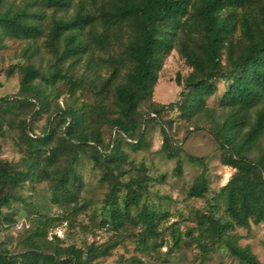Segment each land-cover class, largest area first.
I'll return each mask as SVG.
<instances>
[{"label":"trees","instance_id":"obj_1","mask_svg":"<svg viewBox=\"0 0 264 264\" xmlns=\"http://www.w3.org/2000/svg\"><path fill=\"white\" fill-rule=\"evenodd\" d=\"M77 1L74 15L54 16L50 23L47 43L56 56L52 70L43 73L35 63L20 65L19 93L15 98H0V134L13 124L15 116L26 113L18 119L25 165L18 167L0 158V221L6 218L3 208L19 200L16 188L33 180L51 182L54 203H75L82 208L79 187L83 177L74 164L79 153L90 147L94 163L102 166L109 182L103 201V207L109 209V219L103 222L112 225L117 233L129 223L141 226L139 245L148 248L168 213L147 201V177L138 175L122 180L127 174L123 144L129 139L139 149L147 123L171 110L180 111L188 120L205 116L212 108L208 99L219 92L218 83L223 81L226 87L220 106L227 114L210 131L223 150L224 162L236 172L207 200L204 210L196 211L198 234L194 239L203 254L221 246L242 264H264L251 245L239 243L236 232L237 228L252 224L264 226V152L260 151L264 136V0H103L97 13L89 11L82 0ZM75 2L26 0L21 6L6 7L0 0V50L5 38H39L44 34L42 19L46 11H67ZM96 19L106 24L107 29L101 34L104 40L112 36L108 29L114 26L123 31L125 26L131 29L126 42L124 33H120L123 52L117 61L126 60L124 77L111 81L117 74V65L110 79L92 85L90 90L97 98L94 104L62 107L57 101L47 126L38 134L32 127L33 121L49 111L52 98L59 99L56 83L67 77L61 62L68 57L80 59L87 53L89 44L83 30L86 25L93 27ZM176 47L193 71L184 80H178L182 90L177 101L154 103L152 95L161 63ZM111 93L114 109L106 103ZM144 102L150 104L148 118L140 117ZM94 116L100 121H94ZM60 119L63 129L58 132ZM104 121L117 136L103 154ZM162 130L164 151L170 158L179 156L166 127ZM66 148L72 152L67 156ZM187 156L191 162L202 166L206 163L205 157ZM65 157L71 158L66 165ZM176 168L181 171V164ZM208 191L204 168L189 196L205 198ZM54 220L55 217L38 214L29 246L17 254L0 248V264H96L98 259L110 255L116 245L53 244L49 232ZM173 234L171 251L183 242L179 230ZM53 238L59 240L57 235ZM163 264L172 263L165 260Z\"/></svg>","mask_w":264,"mask_h":264},{"label":"rangeland","instance_id":"obj_2","mask_svg":"<svg viewBox=\"0 0 264 264\" xmlns=\"http://www.w3.org/2000/svg\"><path fill=\"white\" fill-rule=\"evenodd\" d=\"M82 1L89 11L95 13L103 2V0ZM24 3L26 0H3V5L6 7H18ZM78 5L76 0L67 11L47 10L45 18L42 19L44 34L39 38L3 40L4 46L0 50V98L6 96L15 98L19 93L20 65L35 63L43 73L52 70L56 56L47 43L50 23L54 16L66 18L74 15ZM105 26L101 19H96L93 27L86 25L83 33L89 44L87 53L80 59L68 57L61 62L62 71L67 77L56 83L55 93L59 95V99L52 98L49 111L33 121L32 127L38 134L47 126L49 116L57 108V101L62 107L67 104L75 106L94 104L97 98L90 90L92 85H100L101 82L110 79L117 65V74L111 81H120L124 77L126 60L123 59V63L117 61L118 57H122L123 52L120 33L122 32V35L124 33L126 42L130 37L131 29L125 26L123 31L120 30V26H114L108 29L112 36L104 40L101 34L106 31ZM224 61L226 62L225 56ZM192 71L193 69L176 47L161 63L159 80L152 95L153 102L169 104L177 101L182 90L178 80H184ZM218 85L219 92L208 99L212 108L205 116L188 120L180 111L171 110L163 113L161 118L147 123L139 149H136L129 139L123 144V151L127 156L125 163L127 174L122 180L138 175L147 177V201L168 213L163 224L160 225L159 234L155 239L150 240L151 246L145 248L139 245L141 226L129 223L125 229L117 233L112 230V225L103 222L105 218L109 219V209L103 207L109 182L104 178L105 170L102 166L94 163L91 156L93 149L88 147L79 153V159L74 164L83 177L79 187V199L83 207H76L75 203L64 205L54 203L49 180L27 181L16 188L19 200H14L10 207L3 208V216L6 218L0 221V248L8 249L13 254L27 248L30 244L29 235L37 222V215L43 214L55 217L49 232V239L53 244L83 246L115 242L111 254L98 259L96 264H139L135 259L142 261V264H163L165 260H169L172 264H242L221 246L203 254L194 239L198 234L196 211L204 210L207 200L219 192L236 172L235 168L224 162L223 150L210 131V127L227 114V111L220 106L226 83L220 81ZM106 103L112 109L115 108L112 93ZM149 109L150 104L144 102L140 109V117L148 118ZM25 114L15 116L13 124L5 128L4 134H0V158L18 167H23L26 163L25 145L18 128V119ZM92 119L96 122L100 121L96 116ZM62 126L63 122L60 119L58 132H61ZM163 126L170 135L175 151L179 152V156L175 158L168 157L163 149ZM102 134L104 154L117 135L106 121L102 122ZM260 147V151L264 152V136L260 141ZM65 152V156L72 153L68 152V148ZM188 154L205 157V165L191 162ZM67 159L64 158L63 164L71 162V158ZM178 164H181V171L176 168ZM204 168H206L209 191L205 198H192L189 196V191ZM174 230H179L183 234V242L171 251L175 238ZM236 232L240 236L239 243L243 246L251 245L253 252L264 262V226L252 224L248 228H237ZM54 235H57L59 240L53 238ZM155 242L157 245L153 246Z\"/></svg>","mask_w":264,"mask_h":264}]
</instances>
